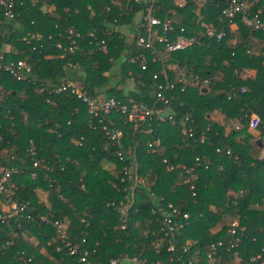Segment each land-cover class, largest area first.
Masks as SVG:
<instances>
[{
	"label": "trees",
	"instance_id": "1",
	"mask_svg": "<svg viewBox=\"0 0 264 264\" xmlns=\"http://www.w3.org/2000/svg\"><path fill=\"white\" fill-rule=\"evenodd\" d=\"M13 1L12 18L5 16L0 3V53L6 60L23 59L30 71L24 80H16L0 69V163L15 168L12 197L29 205L24 216L0 220V264H109L114 258L122 264L135 258L180 264L177 255L188 258L181 246L186 240H196L194 248L206 254L211 241L228 238L225 230L233 217L245 223L238 247L245 248L240 251L242 262L253 264L249 258L264 248V159L249 130L264 134V30L251 29L238 17L232 24L220 17L227 0L187 1L183 6L154 0L156 15L171 19L170 38L183 34L201 39L172 52L170 63L210 80L204 92L190 85L182 91L177 71L170 70L176 83L165 93L175 96L171 102L179 111L176 121L137 124L114 113L123 135L120 144H112L103 136L106 118L85 120L88 114L75 96L50 90L70 79L91 96L149 103L163 81L160 75L153 77L160 62L141 70L138 62L123 60L122 50L129 55L143 48L128 44L119 31L146 6L132 0ZM246 1L251 15H264V0ZM202 21L223 28L225 35L206 37ZM141 30L143 34L142 23ZM250 36L263 41L259 53L246 52ZM100 39L106 52L95 49ZM72 40L79 46L77 53L64 54L58 44L67 47ZM69 59L73 67L66 64ZM115 74L118 80L111 84ZM214 111L237 119L239 125L226 134L212 119ZM251 113L259 118L254 129L248 125ZM186 114L192 136L181 132L178 118ZM155 139L160 143L152 151L148 143ZM130 145L135 146V159L126 154L120 159L117 151ZM182 165L194 169L187 173ZM135 168L146 184L130 201ZM0 203H6L2 193ZM167 203L187 212L188 224L164 237L156 253L160 207ZM43 214L47 221L40 218ZM55 219L63 222L66 235L55 231L50 223ZM170 243L178 246L167 250ZM219 251L229 255L224 247Z\"/></svg>",
	"mask_w": 264,
	"mask_h": 264
},
{
	"label": "built area",
	"instance_id": "2",
	"mask_svg": "<svg viewBox=\"0 0 264 264\" xmlns=\"http://www.w3.org/2000/svg\"><path fill=\"white\" fill-rule=\"evenodd\" d=\"M178 3L183 0H177ZM186 0H184L185 2ZM132 2L137 4H142L146 6V16L144 18L143 29L144 32L147 33V37L140 34L137 39V44L143 48H151L152 40L154 38L158 39V41L164 43V48L167 53H170L173 50L186 47L194 42H201V39L198 36L191 37H182L177 36L174 40L168 39L167 34L170 32L173 27L171 24L170 18H159L152 12V6L154 0H132ZM0 3L5 6L4 14L6 17L12 18L14 16V11L12 10L14 1L13 0H0ZM220 17L226 19L228 23L233 22L235 17H238L240 21L250 27L251 29H262L264 30V15H260L259 13L250 14L248 10V4L246 0H227V4H225L221 8ZM204 27V35L206 37H216L217 39H221L225 35V30L223 28L216 29V27L205 24ZM158 28L161 29L159 32ZM78 36V34H76ZM60 48H62L64 54L75 55L79 49V46L75 40H72L71 43L67 47H62L61 44H58ZM97 50H102L106 52V45L103 39H100L99 44L95 47ZM247 53H252L250 48L246 49ZM144 52L137 53L135 57L128 58V62L134 64L136 62L139 63L140 69L144 70L147 67V62L144 57ZM63 56V54H61ZM264 56V53H263ZM158 59L161 61L167 60V54H162L158 52L153 60ZM66 64L73 67L74 63L69 59ZM264 64V58H263ZM0 69L8 72L11 76H13L16 80H24L27 77V73L30 71V66L23 59L16 60H6L3 53H0ZM164 71V70H163ZM154 78H158V75L153 74ZM197 77H194L192 80L197 81ZM207 82V80H205ZM173 82H158L156 85V89L154 94L151 96L150 103H146L143 101H136L133 98H128L126 100L115 98L112 96L98 98L97 96H91L89 93L78 83L70 80L63 79L60 81L58 85L53 87L50 91L59 93L65 92L70 93L75 96L87 109L88 117L98 118L99 122H103V119H107L108 124H102L103 136L106 139L112 141V144L118 143L120 144V138L123 133L122 130L117 126L115 119L112 118L114 113L123 114L128 121L135 122L137 124L147 123L151 125L153 122L159 124L165 121H173V114L168 111V107L170 105L171 98L175 97L170 95V97L165 93L166 90H172L174 88ZM243 91V88L240 89ZM102 118V119H101ZM259 122V118L256 115H251L249 117L248 125L251 129L257 127ZM184 131L188 136H192V128L186 127ZM262 143V148L264 151V134L259 138ZM203 138L201 139V141ZM159 139H155L148 143V146L151 147V150H155V146L159 145ZM31 155L35 154V150L33 147L29 148ZM123 154H126L127 157L131 159H135V146H128L124 152L117 151V155L120 159H122ZM33 165H38V160L34 159ZM185 171L188 173L194 169L193 166L189 168L186 165H182ZM135 168L133 174L131 175V182L129 187L130 196L128 199L132 201L134 199L133 194L137 190L140 185H145L144 178L136 171ZM15 168H6L3 164L0 163V193H2L6 198V203H0V220L5 221L9 218L13 217H21L24 216V210L28 207L29 201H17L12 196L14 195V190L17 188L14 181H12V174L15 173ZM123 180V179H121ZM184 182H188V180H184ZM193 185H191L192 187ZM153 211V210H152ZM161 212V223L159 227V237L156 239L154 248L156 249V253L160 252V247L163 243V238L171 235L179 233L181 229L187 225V219L189 214L187 212L181 213L177 207L173 206L172 203H167L165 206L160 207ZM27 217H30L27 215ZM40 218L43 221H47L48 218L46 215H41ZM52 226L55 228V231L60 235H66V228L63 222L55 219L50 222ZM245 223H242L239 219L233 218L229 221L228 226L226 228L225 234L228 236L226 240L219 239L217 241H211L207 244V253H201V249L199 247L193 246L196 240H186L181 246L182 251L184 253H188V258H182V255H177L176 261H179L180 264H243L242 256L240 251L245 250L244 247L240 246L241 236L243 235ZM121 228H124V225H121ZM228 244L227 246H225ZM178 246V243H170L167 245V250H174ZM224 247L225 251H229V255L227 257L223 256V253L219 251L220 248ZM77 249L76 246L71 248V253L75 252ZM81 260H84V257H81ZM127 264L129 263H137V264H165L159 260L154 262L147 261L145 258L142 260L135 259H126ZM170 261L174 260V258L170 257ZM249 263L253 264H264V248L258 251L255 255H252L249 258ZM109 264H122L119 258H114L109 261Z\"/></svg>",
	"mask_w": 264,
	"mask_h": 264
},
{
	"label": "crops",
	"instance_id": "3",
	"mask_svg": "<svg viewBox=\"0 0 264 264\" xmlns=\"http://www.w3.org/2000/svg\"><path fill=\"white\" fill-rule=\"evenodd\" d=\"M180 1V0H179ZM187 1H192V2H195V3H200L201 2V0H186L185 2L184 1H180L179 3H178V1L177 0H174V2L178 5V6H183ZM135 4H137V3H135ZM139 12V11H138ZM152 12H153V14L154 15H156V13L153 11V8H152ZM146 13H147V10H145V12L143 11L142 12V17H141V19L137 22V21H135V15L131 18V21L129 22V23H125V24H123V25H127V26H129L126 30H120L119 28V31L121 32V35L122 36H124L125 37V39H126V42H128V44H130V45H134L135 46V48H141V50H142V48L143 47H141V46H139L136 42H137V39H138V36L140 35V34H142V30L141 31H139V25L142 23H144V18H145V16H146ZM136 14V13H135ZM157 16V15H156ZM157 17H159V16H157ZM165 17H167V18H170V17H168V16H163V17H159V18H161V19H163V18H165ZM201 18V16H199V19ZM201 23V25H205L206 23L205 22H200ZM122 25V26H123ZM131 25L133 26V27H131ZM131 28H134V30H135V32L131 29ZM158 30H159V32L161 31V29L160 28H158ZM137 31V32H136ZM124 32V33H123ZM171 32V31H170ZM170 32H168V34H167V37H168V39H175L177 36H182V37H191V36H196V35H191V36H187V35H183V34H176L175 35V37L174 38H170ZM142 35H144L145 37H147V33L146 32H144V29H143V34ZM249 40H250V49L252 50V51H254V52H258L259 53V51H260V49H261V47H262V45H263V41L261 40V39H258V38H256V37H253V36H250V38H249ZM201 42H194V43H192V44H190V45H193V44H200ZM190 45H188V46H190ZM188 46H186V47H183V48H179V49H176V50H173V51H171L170 53H167L166 51H165V48H164V43L163 42H160V41H158V39H156V38H154L153 40H152V47H154L153 49H151V48H143V54H144V57H145V60H146V62H147V67L146 68H148L149 67V65H150V63H157V62H160V69H159V71H157L156 72V74L157 75H160L162 78H163V81H161L163 84L164 83H166V82H173L174 83V85H175V81H174V79H172V78H170V74H169V71L170 70H176L177 72H176V74H178V77L176 78V80H177V82L179 83L180 82V84H181V88H180V90H184L188 85H190V86H194V87H196L199 91H201V92H204V91H206L207 90V85H208V82H209V78L208 77H200V75L199 74H197V75H194L193 76V74L191 75V73H189L188 71H189V69H187L185 66H183L182 68H181V65H180V67H179V69L178 68H176L174 65H172L171 63H170V61L172 60V58H171V54H172V52H175V51H177V50H182V49H184V48H187ZM161 47V48H160ZM142 51H135V53L133 54V52H132V50L131 51H129L130 52V54L128 55V54H126V51H125V49L124 50H122V57H123V60L125 59L126 61L128 60V58H131V57H135L136 55H138L137 53H139V52H142ZM158 52H160V53H162V54H167V60L166 61H161V60H158V59H155V60H153V58L156 56V54L158 53ZM147 53H148V55H147ZM133 54V55H132ZM127 63H129L128 61H127ZM131 64V63H130ZM139 64V63H138ZM178 64V63H177ZM179 65V64H178ZM164 70V71H163ZM119 71V70H118ZM253 73H254V71H248L247 72V74H250V75H253ZM118 74H119V72H118ZM155 74V73H154ZM159 77V76H158ZM194 77H197L198 79H197V81L195 80V82H193L192 80L194 79ZM113 80L116 82L117 80H118V77L116 76V74H115V76H113ZM205 80H207V82H205ZM131 86H128V88H130ZM241 89V88H240ZM169 90V89H168ZM243 90H244V88H243ZM167 91V90H166ZM169 97H170V95H173V94H171V93H169V94H167ZM174 96V95H173ZM98 98H104V97H100V96H97ZM227 98L229 99V96H227ZM151 101V100H150ZM150 103V102H149ZM174 102L172 101H170V105H169V107H168V111L171 113V114H173V116H174V118H175V115H177L178 114V110H176L175 108H174V104H173ZM82 104V103H81ZM83 105V104H82ZM179 105H182V101H180L179 100V102H178V106ZM84 106V105H83ZM84 108H85V106H84ZM85 110H86V113L88 114V112H87V109L85 108ZM251 115H256L257 116V114H255V113H251ZM250 115V116H251ZM189 115L188 114H186V115H184V116H181V117H179L178 119V121H179V124L181 125V132L182 133H185L186 134V132L184 131V128H185V126L186 127H191V128H193V126H187L186 125V121H188L189 120ZM211 117H212V119H214V120H216L218 123H220L221 125H223V127H224V131H225V133L227 134V133H229L233 128H235L236 129V126L237 125H239V122H238V120L237 119H227V118H225L222 114H220L218 111H214L213 113H211ZM89 117H86L85 118V120H87ZM192 120V119H191ZM190 120V121H191ZM189 121V122H190ZM250 131V134H251V136H252V138H251V142H253V143H255V145L257 146V148H256V151L258 152V153H260V157L262 156V153H263V148H262V146H260L258 143H257V141L259 140V131H258V129H256V130H249ZM203 138V136H201L200 137V141H201V139ZM204 139V138H203ZM203 141V140H202ZM216 151H221V149L220 148H216ZM227 152H229V149L227 150ZM234 219L235 218H237V217H233ZM237 219H239V218H237ZM240 220V219H239Z\"/></svg>",
	"mask_w": 264,
	"mask_h": 264
},
{
	"label": "rangeland",
	"instance_id": "4",
	"mask_svg": "<svg viewBox=\"0 0 264 264\" xmlns=\"http://www.w3.org/2000/svg\"><path fill=\"white\" fill-rule=\"evenodd\" d=\"M184 1V0H183ZM135 21H139L140 19H141V17H142V11H139V12H137L136 14H135ZM129 26H127V25H123V26H120L119 28H120V30L122 29V30H126L127 28H128ZM131 27H133L132 25H131ZM124 33V32H123ZM125 83H126V87L127 86H132V83H131V81L128 79V78H126V81H125ZM111 84H115V81L113 80V81H111ZM1 152H3V151H1ZM32 177H34V175L32 176Z\"/></svg>",
	"mask_w": 264,
	"mask_h": 264
},
{
	"label": "water",
	"instance_id": "5",
	"mask_svg": "<svg viewBox=\"0 0 264 264\" xmlns=\"http://www.w3.org/2000/svg\"><path fill=\"white\" fill-rule=\"evenodd\" d=\"M257 143H258L260 146H262V143H261L260 139L257 141ZM261 158L264 159V151H263V153H262Z\"/></svg>",
	"mask_w": 264,
	"mask_h": 264
}]
</instances>
